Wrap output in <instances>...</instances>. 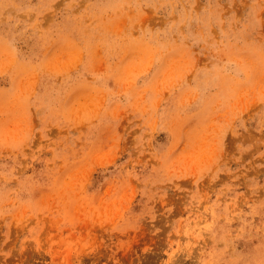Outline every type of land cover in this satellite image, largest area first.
Instances as JSON below:
<instances>
[{"label":"rangeland","instance_id":"374dc122","mask_svg":"<svg viewBox=\"0 0 264 264\" xmlns=\"http://www.w3.org/2000/svg\"><path fill=\"white\" fill-rule=\"evenodd\" d=\"M0 264H264V0H0Z\"/></svg>","mask_w":264,"mask_h":264}]
</instances>
